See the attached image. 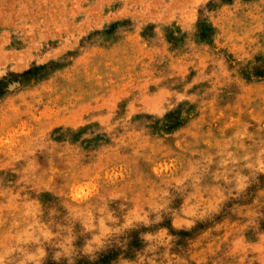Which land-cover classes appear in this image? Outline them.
<instances>
[{
	"label": "rangeland",
	"instance_id": "374dc122",
	"mask_svg": "<svg viewBox=\"0 0 264 264\" xmlns=\"http://www.w3.org/2000/svg\"><path fill=\"white\" fill-rule=\"evenodd\" d=\"M0 264H264V0H0Z\"/></svg>",
	"mask_w": 264,
	"mask_h": 264
}]
</instances>
